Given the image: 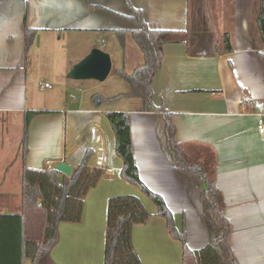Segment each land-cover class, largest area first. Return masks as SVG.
<instances>
[{"label": "crops", "instance_id": "crops-1", "mask_svg": "<svg viewBox=\"0 0 264 264\" xmlns=\"http://www.w3.org/2000/svg\"><path fill=\"white\" fill-rule=\"evenodd\" d=\"M127 2L130 8L125 0H0V215L21 213L20 148L24 116L32 112L24 161L28 168L52 169L63 162L73 170L90 151L87 165L103 171L84 197L80 223L59 224L51 260L103 264L108 202L134 196L150 215L131 230L140 264H182L183 245L172 238L166 220L157 216L148 197L121 177L123 162L115 152L116 139L106 114H127L138 177L162 197L185 245L197 251L208 243L200 189L176 173L166 142L168 116L176 142L203 155L199 163L205 154L212 155L213 179L224 202L228 244L236 261L264 264V134L258 130L264 126L260 0ZM131 10L141 14L150 31L187 37L164 39L159 46L160 66L151 80L152 105L159 111L137 97L132 98L141 101L138 106L124 101L113 106L124 97L113 101L102 97L124 92L109 96L105 92L111 87L97 92L102 96L97 102L92 92L102 85L92 82L98 81L69 78L73 66L99 46L111 59L108 77L121 79L117 72H128L124 38L131 37L138 47L132 32L140 29L130 19ZM26 28L34 31L28 48ZM225 35L229 51L224 50ZM114 41L123 51V61L116 64L108 49L114 50ZM47 79L51 85L41 84ZM9 119L17 121L13 139L5 125ZM64 176L58 174L57 182ZM15 201L19 206L12 204Z\"/></svg>", "mask_w": 264, "mask_h": 264}, {"label": "trees", "instance_id": "trees-1", "mask_svg": "<svg viewBox=\"0 0 264 264\" xmlns=\"http://www.w3.org/2000/svg\"><path fill=\"white\" fill-rule=\"evenodd\" d=\"M125 4L130 8L127 0ZM130 19L140 26L132 32V38L143 54V64L132 73L118 71L117 75L130 86V97L143 100L145 106L159 111L152 105L151 80L159 69L161 53L159 46L168 41L187 40L186 36L167 31H150L142 21L138 11L131 10ZM259 32L264 43V0H260L257 17ZM26 47L34 37V31L25 29ZM224 50L229 51L228 38L224 36ZM264 59V54H262ZM124 97L123 95L114 98ZM102 98H96L100 102ZM32 112L24 116V130L21 141L20 157L23 161L20 178L21 213L19 215H0V264H55L50 253L59 241L58 226L62 222L80 223L83 200L87 192L96 186L103 174L102 169L90 168L87 151L82 161L73 168L70 176L57 182L59 172L52 169H32L25 164L28 152V126ZM106 117L114 132L115 152L122 160L121 177L136 186L157 208V216L164 218L172 238L183 245L182 264H239L228 244L230 224L224 215V202L216 187L212 173L213 158L205 154L199 163L200 151L179 145L175 140V130L170 118L166 119V142L168 151L175 163L177 175L200 189L203 220L208 230V243L197 251L185 245L184 235L173 224L171 212L162 197L151 190L138 177L134 163L131 138L126 113L109 112ZM149 214L141 201L134 196L113 197L107 207V227L103 264H140L131 242L134 225L143 224Z\"/></svg>", "mask_w": 264, "mask_h": 264}, {"label": "rangeland", "instance_id": "rangeland-1", "mask_svg": "<svg viewBox=\"0 0 264 264\" xmlns=\"http://www.w3.org/2000/svg\"><path fill=\"white\" fill-rule=\"evenodd\" d=\"M131 38V37H130ZM130 38H124V70L128 71L126 73L130 74L133 72V70H135L136 68H138V66H141V64L143 63L142 61V54L141 52L139 51L138 47L133 43V41H131ZM104 40V39H102ZM101 46H99L98 48H93V49H99L101 51L103 50H106V49H100ZM113 48L114 50L112 51L111 48H108L110 50V52H113V56H114V61H115V64L119 61H123V51L120 47V45L118 44L117 41H114L113 42ZM108 54V53H107ZM117 56V57H116ZM45 82H47L49 85H51V81L50 80H44V81H41V84H44ZM69 83H73L70 82ZM93 85H102L100 86L99 88L95 89L92 94H96L95 96V99L98 97H102L100 96L97 92H99V90H103L105 87H111L113 88L112 91L110 89L106 90V94H110L112 96L118 94L119 92H124V100L122 98V100H117V102H115L116 104H113L114 105H118L117 103H121L124 101V105H128V106H132V105H135V106H138L141 104V101L137 98H132L130 96H128L130 94V87L128 86L127 83H125L124 81H122L121 79L115 77V76H109L106 80H104L103 82H92ZM115 86V87H113ZM124 86V89H119L120 87H123ZM116 88V89H114ZM47 88H44V91H48V90H52V86L50 89L48 90H45ZM117 96V95H116ZM115 96V97H116ZM119 96V95H118ZM103 100L107 99L108 100H114V99H117V98H105V97H102ZM96 103V101H94ZM98 102V101H97ZM108 103H111V102H108ZM114 103V102H112ZM10 120V119H9ZM5 125L9 126L7 128V131L9 132V137L11 139L14 138V135L16 134V129H17V121L16 119H11L9 122L6 121ZM19 202H20V195H19ZM11 204V202L9 203ZM13 205L16 204L19 206V204L15 201L14 203H12ZM14 211H16L17 209H13Z\"/></svg>", "mask_w": 264, "mask_h": 264}, {"label": "water", "instance_id": "water-1", "mask_svg": "<svg viewBox=\"0 0 264 264\" xmlns=\"http://www.w3.org/2000/svg\"><path fill=\"white\" fill-rule=\"evenodd\" d=\"M110 72V56L99 49H92L82 60L73 66L69 73V78L103 82ZM53 169L65 176H70L72 172V168L63 162L58 163Z\"/></svg>", "mask_w": 264, "mask_h": 264}, {"label": "built area", "instance_id": "built-area-1", "mask_svg": "<svg viewBox=\"0 0 264 264\" xmlns=\"http://www.w3.org/2000/svg\"><path fill=\"white\" fill-rule=\"evenodd\" d=\"M258 130L260 131V133L264 134V126L263 125H259Z\"/></svg>", "mask_w": 264, "mask_h": 264}]
</instances>
